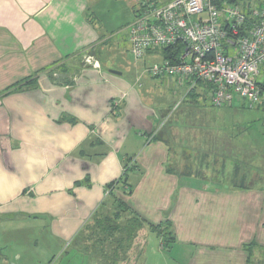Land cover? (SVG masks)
<instances>
[{
  "label": "crops",
  "instance_id": "obj_1",
  "mask_svg": "<svg viewBox=\"0 0 264 264\" xmlns=\"http://www.w3.org/2000/svg\"><path fill=\"white\" fill-rule=\"evenodd\" d=\"M237 1L245 12L264 8V0ZM141 3L0 0V259L5 264H73L65 251L90 233L95 215L116 213L113 196L144 214L136 209L140 190L161 199V214L146 216L148 223L175 224L170 245L156 235L160 244H150L147 227L139 232L131 250H140V264H148L149 254L159 256V264H264L263 147L246 149L242 142L238 149L228 147L230 125L214 127L215 109L247 108L240 100L214 107L208 101L211 87L204 83L195 87L200 99L179 102L176 94L169 104L159 101L163 85L155 93L145 79L152 77L146 65L161 56L134 59V68L125 58L132 55L129 26ZM88 57L98 64L86 63ZM180 86L192 83L186 79ZM208 110L215 114L211 120ZM191 112L197 119H189ZM239 129L237 139L249 133ZM248 153L254 155L252 165L246 164ZM126 171V187L111 189ZM172 203L176 214L184 208L187 226L179 227L173 211L164 214ZM134 253L127 262L135 260ZM114 258L108 263L118 264Z\"/></svg>",
  "mask_w": 264,
  "mask_h": 264
},
{
  "label": "built area",
  "instance_id": "obj_2",
  "mask_svg": "<svg viewBox=\"0 0 264 264\" xmlns=\"http://www.w3.org/2000/svg\"><path fill=\"white\" fill-rule=\"evenodd\" d=\"M222 0H172L157 4L142 0L141 13L129 26L131 54L143 60L151 50L181 43L185 46L178 62H155L148 72L202 81L211 85L215 107L231 105L240 97L250 108L264 105V85L257 82L264 65V8L253 14L258 22L247 35L239 30L246 17L239 6L218 4ZM230 27L226 30L222 26ZM230 47L225 50V45ZM86 63L97 65L92 57Z\"/></svg>",
  "mask_w": 264,
  "mask_h": 264
},
{
  "label": "rangeland",
  "instance_id": "obj_3",
  "mask_svg": "<svg viewBox=\"0 0 264 264\" xmlns=\"http://www.w3.org/2000/svg\"><path fill=\"white\" fill-rule=\"evenodd\" d=\"M157 55H160V54H157ZM126 60L128 62H130L132 68H134V64L136 63V61L134 60V57H132V55L128 54L126 57ZM162 59H160L161 61ZM86 61V60H85ZM158 61V62H160ZM153 63H148L146 66L150 67ZM260 70H261V75L259 77V81L263 80L264 79V67L261 66L260 67ZM133 73H134V70H133ZM165 81H163V80ZM146 88L150 87V86H153L154 88H152V91L155 92V93H158V90L161 88V86L163 87V95L161 97V99H159V101L161 100L163 103H170V101L175 97L176 94H178V100L179 102L185 97V99L187 98L188 100H195V99H200L199 96H197L194 93H192L191 95H186L187 94V90H189L190 87H188V89H186L185 87H181L180 86V83L179 81H176V80H173V79H170V78H155V77H148L146 76ZM185 88V89H183ZM199 88V87H198ZM194 94V95H193ZM208 101H211V97L209 96L208 97ZM243 101V100H241ZM244 102V101H243ZM209 112V116L211 117V119L214 118L215 114L217 117H216V120L217 122H215L214 124V127L217 129L218 127H220V125L223 126V124L226 126V127H229L230 125V129L232 130V132H234L233 136L228 139L227 141V144H230L228 145L231 146L233 144V148L235 149H238L240 146H238L237 144H239L240 142L242 143H246L247 147L246 149H251V150H255V146L256 147H263V150H264V120H261V112L259 111H254V110H249V109H241L239 111L237 110H229L228 112L223 110L224 113L222 112V109H215L216 113L215 114H212L213 112L211 110H208ZM206 112V111H205ZM190 115H193L192 118L189 117V119H191V121L194 119H197V115H196V112L195 113H192ZM221 118V119H220ZM207 118H205L206 120ZM208 121V120H207ZM225 122V123H224ZM240 125L242 127H245L247 128V130L249 131V133H246L244 136H242L243 138L241 139H237V135L239 133V127ZM234 127H236V129H234ZM179 130V129H178ZM177 131V130H176ZM247 137V138H246ZM237 141V142H236ZM237 146V147H236ZM241 147H243V149H245L244 145H242ZM253 148V149H252ZM251 150L248 152H251ZM259 150V149H258ZM246 160L248 162H246V164L248 165H252L254 163V155H251L248 153V156H245ZM233 163V161H232ZM259 164H263L264 166V161L262 163H260L259 161ZM234 165V164H233ZM131 175L130 177V180H132L133 178V174H129V176ZM134 181V179H133ZM145 193L144 192H141V190L139 191L138 195H137V200H136V209L137 211H141L142 213L144 214H137L141 219L145 220V221H149L147 217L151 218V219H156L158 218L157 215L161 214V206L162 204L159 202L161 201V199H159V197L157 196L156 198L155 197H150L149 196H144ZM165 203H163L164 205ZM173 206V203L171 205H169V207L167 208L166 212L165 213H168V214H171L174 207ZM179 209L181 210L179 213L181 214H176L175 213V210L173 211V217H176V222L178 223L179 227H185L187 226V215L185 214V210L182 206L179 207ZM176 215H175V214ZM107 216V215H104V217ZM171 223V228H173L175 226L174 222H170ZM141 231V230H140ZM97 236L99 234V232L97 231ZM91 234V233H90ZM115 234V233H114ZM93 235V234H92ZM135 235V234H134ZM155 233H151L149 236V240H150V244L153 245V243H155L157 246L158 244H160L159 242V239H157ZM117 236H121L119 234H117ZM91 235H85L83 234L82 236H79L71 245V247L67 248V250L65 251L67 253V255H70V261L71 263L73 264H79L80 262H83V261H87L88 264H90V261L87 254L90 253L88 247H91L93 248V242L92 239H91ZM141 237L138 233L137 235V239ZM126 239V237H125ZM136 243L138 244L139 242L136 240ZM132 244H135V241L133 240H128L125 244V249H122L123 251L121 252L120 250V253L118 254L117 256V263H122V261L126 262L127 264H133V262H136L137 264H140V261H141V257L138 258V256H140V250L136 251V253H134L133 250H131V246ZM152 247V246H151ZM151 249V248H150ZM109 254H114L115 253L117 254V252H115L116 250V247H108L106 249ZM10 252H4L3 255L5 257H8ZM136 254V258L135 260L131 259L130 262H127L131 255ZM150 253V251H149ZM149 260H148V264H159L158 262V257L156 256H151V254H149ZM60 256H58L59 258ZM138 258V259H137ZM137 259V260H136ZM121 261V262H120ZM123 262V263H124ZM6 263V260L5 259H0V264H5ZM163 264V263H162Z\"/></svg>",
  "mask_w": 264,
  "mask_h": 264
},
{
  "label": "trees",
  "instance_id": "obj_4",
  "mask_svg": "<svg viewBox=\"0 0 264 264\" xmlns=\"http://www.w3.org/2000/svg\"><path fill=\"white\" fill-rule=\"evenodd\" d=\"M217 3L218 4L221 3V4L225 5V7L226 6H239L242 14L246 17L245 24L239 30L240 31L239 32L240 37L247 35L248 32L251 30V28H253L256 25V23L258 22L257 17L253 14V12L255 10L245 12L237 0H222V1H220V3H219V1H217ZM141 8H142V3H141ZM261 9H263V8H261ZM222 27L225 28L226 30L230 29V27H227L226 24ZM223 43L225 45V50L229 51L230 47L227 46L225 42H223ZM184 49H185V46L181 43H178L174 46L165 47L162 49L151 50L149 53L150 54H155V53L160 54V56H161L160 59H162L160 62H162L163 60H168L171 63H176V62H178L180 55L183 53ZM260 73H261V71H260ZM151 76L155 77V78H160V77L174 78V77H170L167 75H159V76L151 75ZM180 82L183 83L182 80ZM257 82L261 86L264 85V81L260 82L257 79ZM199 83H204V84H207L211 87V85L208 83L198 81L195 85L192 84L191 88L187 91L186 95H191L192 93H194L195 87ZM211 90H212V87H211ZM234 102H233V104H234ZM233 104H231V105H233ZM244 106L249 110H259V111L264 112V105L263 104H259L255 108H250L249 103L244 101ZM127 182H128V171L125 172V174L123 175V177H121L120 180L111 184L109 187L112 189L114 186L119 185L120 187L124 188V187H126ZM128 187L130 188V186H128ZM112 200H113L112 202H113L114 207H115V212H116L115 214H97V215H95V219H94L95 225H94V227H91V231H90L91 234L90 233L88 234V235L92 236L91 239L93 242H95V243H93V248L88 247L90 253L87 254L88 255L87 258H89V260L93 261L94 263H96L97 261H100L103 263H105V262L108 263V261L113 259L115 256L114 254H109V252L106 250L109 246L110 247H116V248L120 249L122 252L123 251L122 249H124L126 247L125 246L126 242L128 240L135 241V239H137V235L140 232V230L144 229L145 227H147L152 233H155L158 236L164 237L166 240V243L168 245H170L174 241V235L171 231V223L169 220H165L164 222H162L159 225H154V224L148 223L147 221L141 219L137 214H135L131 210V208L122 200H119L114 196H113ZM106 204L107 203H105L103 205H106ZM104 215H107V216L104 217ZM97 231L99 232L98 236L96 233ZM117 234H119L121 236H117ZM125 237H126V239H125ZM119 253H120V251L117 252V254H119ZM114 260H115V262L117 261L116 257L114 258Z\"/></svg>",
  "mask_w": 264,
  "mask_h": 264
},
{
  "label": "water",
  "instance_id": "obj_5",
  "mask_svg": "<svg viewBox=\"0 0 264 264\" xmlns=\"http://www.w3.org/2000/svg\"><path fill=\"white\" fill-rule=\"evenodd\" d=\"M110 72L113 73V74H119V75H120V73L117 72V71H113V70H111ZM236 100L239 101V100H240V97L237 96V97H236Z\"/></svg>",
  "mask_w": 264,
  "mask_h": 264
}]
</instances>
